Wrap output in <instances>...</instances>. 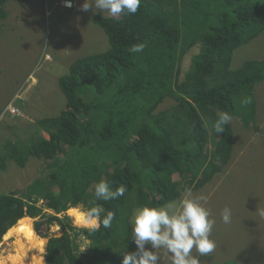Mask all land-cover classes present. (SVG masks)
I'll return each mask as SVG.
<instances>
[{
	"label": "trees",
	"instance_id": "1",
	"mask_svg": "<svg viewBox=\"0 0 264 264\" xmlns=\"http://www.w3.org/2000/svg\"><path fill=\"white\" fill-rule=\"evenodd\" d=\"M8 1L0 0V19L8 17ZM93 21L109 48L75 59L58 79L65 107L0 149V171L9 160L24 167L30 156L49 171L0 193V242L30 218L61 226V235L47 242L45 264H122L123 254L136 250L135 209L179 200L185 187L202 189L225 172L237 129L252 132L263 151L256 86L264 80V59L232 65L236 50L264 33V0H141L135 15L96 14ZM139 42L144 50L130 52ZM196 45L182 78V60ZM245 96L253 103L242 107ZM167 99L172 105L160 108ZM219 111L232 121L216 134ZM102 179L113 190L124 185V195L95 200ZM79 205L100 207L102 215L113 211L111 228L74 225L67 211Z\"/></svg>",
	"mask_w": 264,
	"mask_h": 264
},
{
	"label": "rangeland",
	"instance_id": "2",
	"mask_svg": "<svg viewBox=\"0 0 264 264\" xmlns=\"http://www.w3.org/2000/svg\"><path fill=\"white\" fill-rule=\"evenodd\" d=\"M83 2L72 0V7H66L65 0L7 2L8 17L0 19V149L8 139H26L34 131L37 119L58 114L65 107L66 97L58 79L75 59L109 48L106 33L93 21L94 15L100 13L81 11ZM197 49L198 45L194 46L183 58L182 78ZM252 58L264 59V33L236 50L232 67L237 68ZM256 100L262 110L264 80L256 86ZM173 102L167 99L160 108L171 106ZM261 122L264 129V116ZM234 132V156L226 171L217 173L202 189L193 190L208 197L206 206L216 220L211 233L216 248L207 256H199L200 264H264V217L257 211L264 209V144H261L262 151L253 143L252 132L241 129ZM44 135L48 137L47 133ZM208 151L210 155L212 149ZM48 173L41 158L30 156L24 167L9 160L6 170L0 171V193L23 189ZM226 206L232 210L229 224H224L220 218ZM72 209L84 214L85 207H71L67 214L74 225L87 227L76 223ZM37 220L42 224L35 229ZM61 233L57 223L48 225L44 218H30L3 237L0 260L4 264H21L12 263L10 258L13 255L29 258L38 237L42 246L35 251L41 257L36 264H45L49 238ZM85 242L82 240L81 250L86 249ZM158 251L161 264H171L168 253L163 249Z\"/></svg>",
	"mask_w": 264,
	"mask_h": 264
},
{
	"label": "clouds",
	"instance_id": "3",
	"mask_svg": "<svg viewBox=\"0 0 264 264\" xmlns=\"http://www.w3.org/2000/svg\"><path fill=\"white\" fill-rule=\"evenodd\" d=\"M140 4L141 0H84L81 11L107 12L111 17L131 16L137 13ZM65 6L72 7V0H65ZM144 48V43L139 42L132 44L129 51L140 53ZM240 103L246 107L253 103V98L245 96ZM216 116L213 129L218 134L230 125L232 116L227 111H219ZM125 191L124 185L113 190L110 182L102 179L94 185L93 195L95 200L107 202L123 196ZM207 202L206 195L196 194L191 187H185L179 200L138 208L131 221V236L136 250L125 252L122 264H161V253L158 251L161 249L168 253L171 264H200L198 257L207 256L216 248V242L211 238L216 220L206 206ZM257 211L264 217V209ZM115 215L113 211L102 215L100 207H90L84 212V220L91 231H98L101 227L111 228ZM231 217L232 210L226 206L220 218L224 224H229Z\"/></svg>",
	"mask_w": 264,
	"mask_h": 264
},
{
	"label": "bare ground",
	"instance_id": "4",
	"mask_svg": "<svg viewBox=\"0 0 264 264\" xmlns=\"http://www.w3.org/2000/svg\"><path fill=\"white\" fill-rule=\"evenodd\" d=\"M71 215L74 217L76 223L78 224H81V225H85L86 226V223H85V220H84V214L81 213L79 211V209H75V210H71ZM25 234V233H24ZM41 240L37 237L35 240H34V250H33V253L31 255H29V258L32 260L29 261V258L28 256L26 257H22V256H19V255H13L10 259L12 261V263H21V264H36L40 259L41 257L39 256V254L37 255L36 254V249L39 250V247L42 246ZM27 254V253H26ZM25 255V254H24ZM8 258V257H7ZM0 264H4L2 262V260H0Z\"/></svg>",
	"mask_w": 264,
	"mask_h": 264
},
{
	"label": "built area",
	"instance_id": "5",
	"mask_svg": "<svg viewBox=\"0 0 264 264\" xmlns=\"http://www.w3.org/2000/svg\"><path fill=\"white\" fill-rule=\"evenodd\" d=\"M13 112H15V109H13Z\"/></svg>",
	"mask_w": 264,
	"mask_h": 264
},
{
	"label": "water",
	"instance_id": "6",
	"mask_svg": "<svg viewBox=\"0 0 264 264\" xmlns=\"http://www.w3.org/2000/svg\"><path fill=\"white\" fill-rule=\"evenodd\" d=\"M45 262H46V257H45Z\"/></svg>",
	"mask_w": 264,
	"mask_h": 264
}]
</instances>
